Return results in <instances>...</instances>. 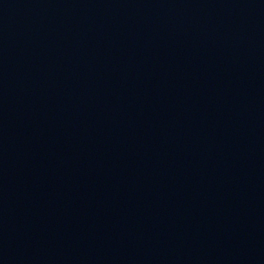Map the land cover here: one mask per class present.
<instances>
[{"label":"water","instance_id":"1","mask_svg":"<svg viewBox=\"0 0 264 264\" xmlns=\"http://www.w3.org/2000/svg\"><path fill=\"white\" fill-rule=\"evenodd\" d=\"M0 264H264V248L207 251L118 246L34 248L1 252Z\"/></svg>","mask_w":264,"mask_h":264}]
</instances>
